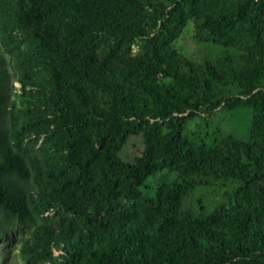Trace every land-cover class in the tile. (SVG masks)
Listing matches in <instances>:
<instances>
[{
  "label": "trees",
  "instance_id": "trees-1",
  "mask_svg": "<svg viewBox=\"0 0 264 264\" xmlns=\"http://www.w3.org/2000/svg\"><path fill=\"white\" fill-rule=\"evenodd\" d=\"M190 22L220 58L173 46ZM237 108L249 142L184 135ZM164 171L177 179L146 196ZM208 179L233 190L187 208ZM25 230L27 264H264V0H0V245Z\"/></svg>",
  "mask_w": 264,
  "mask_h": 264
},
{
  "label": "rangeland",
  "instance_id": "rangeland-1",
  "mask_svg": "<svg viewBox=\"0 0 264 264\" xmlns=\"http://www.w3.org/2000/svg\"><path fill=\"white\" fill-rule=\"evenodd\" d=\"M195 25L190 22L173 46L185 57L193 59L198 63L206 61H215L224 53V49L218 46L208 44H196ZM6 68L8 72V83L11 90V101L21 102V74L15 67L9 56L5 54ZM20 107V105H19ZM251 110L237 108L235 110H219L209 116H203L190 121L187 125L184 135L198 139L201 143L211 145L222 138H233L241 142H249L252 129ZM44 143L41 139L36 144L39 149ZM143 139L133 137L124 147L121 156L124 161L134 163L143 151ZM177 179V175L170 174L167 171L160 172L144 183L141 191L148 197H155L158 190L167 183ZM207 184L199 185L194 193L186 201L185 206L200 213L202 210L206 214L213 213L217 207L224 202L226 194L232 192V187L216 182L213 179L206 180ZM45 218H38V223L43 224ZM29 235L28 231L9 232L0 245V264H27L22 256L23 241ZM57 255V254H56ZM50 264V263H45Z\"/></svg>",
  "mask_w": 264,
  "mask_h": 264
}]
</instances>
